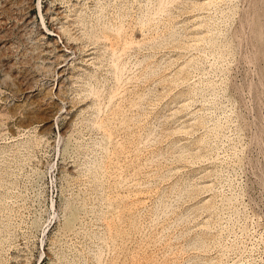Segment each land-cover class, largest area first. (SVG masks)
Masks as SVG:
<instances>
[{
  "label": "rangeland",
  "instance_id": "374dc122",
  "mask_svg": "<svg viewBox=\"0 0 264 264\" xmlns=\"http://www.w3.org/2000/svg\"><path fill=\"white\" fill-rule=\"evenodd\" d=\"M0 13V264H264V0Z\"/></svg>",
  "mask_w": 264,
  "mask_h": 264
},
{
  "label": "bare ground",
  "instance_id": "6f19581e",
  "mask_svg": "<svg viewBox=\"0 0 264 264\" xmlns=\"http://www.w3.org/2000/svg\"><path fill=\"white\" fill-rule=\"evenodd\" d=\"M212 3V2H211ZM202 5V4H201ZM46 12V14L47 15H49V19H50V16H51V19L52 20H54L55 22L57 21H59V20H61V18H62V12L59 10V9H56L54 12H51V13H49L48 12V10H46L45 11ZM262 16V15H261ZM14 18V17H13ZM50 19V20H51ZM31 20V19H30ZM30 20H29V18L28 17H24V18H22V22H23V24H29L30 23ZM49 20V21H50ZM6 21V20H5ZM18 22V21H17ZM20 22V21H19ZM4 23V20H3V17H2V14L0 13V25H2ZM60 23V22H59ZM15 24V23H14ZM55 24V23H54ZM264 24V23H263ZM3 27V26H2ZM2 27H0V28H2ZM54 28V27H53ZM60 29L61 28H56V31L55 32H53V34H52V36L53 37H56V34H58V33H60ZM40 35H42V34H40ZM39 35V36H40ZM44 36V35H43ZM42 38V36L40 37V39ZM261 39H262V43L264 44V31L262 32V35H261ZM43 40V39H42ZM1 41V40H0ZM260 42H261V40H260ZM261 43V44H262ZM54 44H56L55 43V41H54ZM9 45V44H8ZM264 46V45H263ZM2 47H4V46H2ZM6 47V46H5ZM45 51V50H44ZM4 52V51H3ZM12 66V65H11ZM21 74V73H20ZM15 76V75H14ZM28 77V76H27ZM59 86H60V84H59ZM62 86V85H61ZM58 93H60V92H58ZM61 96V95H60Z\"/></svg>",
  "mask_w": 264,
  "mask_h": 264
}]
</instances>
